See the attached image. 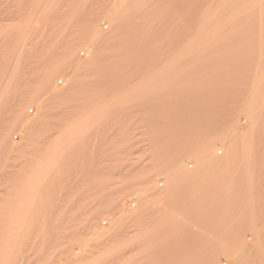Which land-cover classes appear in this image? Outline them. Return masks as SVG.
Instances as JSON below:
<instances>
[{"label":"rangeland","instance_id":"obj_1","mask_svg":"<svg viewBox=\"0 0 264 264\" xmlns=\"http://www.w3.org/2000/svg\"><path fill=\"white\" fill-rule=\"evenodd\" d=\"M251 1L167 73L221 0H0V264H264V0L221 9Z\"/></svg>","mask_w":264,"mask_h":264},{"label":"bare ground","instance_id":"obj_2","mask_svg":"<svg viewBox=\"0 0 264 264\" xmlns=\"http://www.w3.org/2000/svg\"><path fill=\"white\" fill-rule=\"evenodd\" d=\"M230 1L231 0H221V5H220V7H219V9H216L214 12H211V13H209V12H207V13H205L204 15H202V18H201V22H200V25H199V28H198V30H197V33H196V38H194L186 47H185V49H184V51L182 52V54L180 55V57H178V58H175V59H173V60H171V62H169L166 66H169V67H166L165 68V71L167 72V73H172L173 71L172 70H174V67H175V64H176V62L178 61V60H180V59H182V58H186V57H191V59L193 60V61H197L199 58H198V56L200 55V53L201 52H203L204 50H206V49H211L212 51H215V53H216V56L218 55V52H217V50L220 48V47H223L225 44H227L226 43V40L225 39H227V38H229V37H231V34L233 35L234 34V31L232 30V31H230L229 30V32H230V36H225L224 37V35H223V29L225 28V27H231L232 25L234 26L236 23H238V21H239V19H241L242 17L243 18H246L245 16H244V14H245V12H247V10H249V9H252V6H253V4H252V2L253 1H251L250 3H246L245 5L243 4V6L241 7V8H239V9H236V10H234L233 9V11H231L227 16H224L223 15V9H221V8H225V6H226V4H228V3H230ZM249 1V0H248ZM263 1V0H262ZM219 2V1H218ZM233 2V1H232ZM246 2V1H245ZM255 3V2H254ZM256 4V3H255ZM225 5V6H224ZM224 6V7H223ZM254 7V6H253ZM256 8V7H255ZM256 10V9H255ZM225 11V10H224ZM251 13L253 12L254 13V10L252 9V10H249ZM249 13L247 12L245 15H248ZM250 15V14H249ZM248 15V16H249ZM253 15V14H252ZM241 20H243V19H241ZM259 26V25H258ZM240 27V26H239ZM234 28V27H233ZM235 29V28H234ZM236 32V31H235ZM225 47H226V45H225ZM233 47V46H232ZM234 48V47H233ZM237 47L235 46V49H236ZM233 49L232 48H230V47H228V49H226L225 51H224V53H225V55H228L231 51H232ZM214 53V54H215ZM222 54V52H219V55L221 56V54ZM230 54H232V53H230ZM171 67V68H170ZM162 70V69H161ZM161 70H160V72H161ZM163 71V70H162ZM180 73V72H179ZM158 74V73H157ZM156 74L154 73V76H155ZM174 75H176V74H174ZM179 75V74H178ZM181 75V74H180ZM153 76V75H152ZM176 77V76H175ZM152 78V77H151ZM173 78H174V76H173ZM150 79V78H149ZM148 79V80H149ZM263 79V78H262ZM261 79V80H262ZM168 80H170V78L168 79ZM168 80H167V82H168ZM198 80H199V78H198ZM171 81H173V80H171ZM213 82V84H215L214 83V81H212ZM258 83H259V81H258ZM262 83V82H261ZM147 84V83H146ZM166 84V83H165ZM212 84V85H213ZM263 84V83H262ZM208 85V84H207ZM211 85V84H210ZM166 86H169V85H166ZM217 86H213V88L215 89ZM259 87V86H258ZM160 88V87H159ZM164 88V87H163ZM212 88V87H211ZM254 88V90L255 91H257V93H260L261 92V90H263V89H261V90H258L257 88H255V87H253ZM253 88H252V90H251V95H253L252 93L253 92H255L254 90H253ZM263 88V87H262ZM155 89V88H154ZM161 89H162V87H161ZM164 89H167V88H164ZM143 90H145V89H143ZM156 90V89H155ZM210 90V89H209ZM217 90V89H216ZM141 91V90H140ZM153 90H151L150 92H152ZM260 91V92H259ZM148 91H146V93H147ZM263 92V91H262ZM256 93V92H255ZM256 93V94H257ZM130 94H131V91H130ZM143 94V93H142ZM141 94V95H142ZM152 94V93H151ZM150 94V95H151ZM262 93H260L259 95H261ZM124 95V94H123ZM123 95H121L120 96V98H119V102H121L122 101V99H123ZM126 95V94H125ZM251 95L249 96L250 97V103H251V100H252V97H251ZM259 95H258V97H259ZM143 97V96H142ZM146 97V96H145ZM148 97V96H147ZM263 97V96H262ZM127 98V97H126ZM126 98H124V99H126ZM256 98V97H255ZM260 98H261V96H260ZM118 99V98H117ZM248 99V98H247ZM246 99V101H249V100H247ZM258 101H259V99H257ZM262 100H263V98H262ZM111 101H112V99H111ZM110 100L108 101V102H106V103H104V106L103 107H101V108H98V110H96V111H92V114L91 115H87L88 117L87 118H85V122H91V121H94L95 119H97L98 117H100L102 114H104L105 112L106 113H108V111L110 110V108H112L115 104H116V102L114 103V102H111ZM253 101H254V99H253ZM261 101V100H260ZM262 102V101H261ZM113 103V104H112ZM248 103V102H247ZM120 104V103H119ZM262 104V106L261 107H257V108H263V104H264V102H262L261 103ZM244 105H246V103H244ZM253 105H254V102H253ZM247 106H249L250 107V104H248ZM256 106H258V104H257V101H256ZM99 107V106H98ZM248 107V108H249ZM254 107V106H253ZM97 109V108H96ZM251 109V108H250ZM245 110V109H244ZM255 110H256V108H255ZM262 110V109H261ZM246 111V110H245ZM244 111V112H245ZM243 112V111H242ZM243 112V113H244ZM249 112H251L252 113V110L251 111H249ZM258 112V111H257ZM262 113V112H261ZM244 115V114H243ZM245 115H247V114H245ZM257 115V114H256ZM255 115V116H256ZM260 115V114H259ZM248 116H250L249 114H248ZM260 116H262V115H260ZM247 116H245V118H246ZM251 117V116H250ZM241 118H243V117H241ZM248 118V117H247ZM252 120H250L251 122L254 120L253 118H251ZM258 119V116L256 117V120ZM239 121V120H238ZM242 121H244V120H242ZM241 121V123H246V122H248L249 123V118H248V120L245 122H242ZM235 122V121H234ZM236 122H237V120H236ZM240 123V122H239ZM255 123V122H254ZM80 124V123H79ZM237 124V123H236ZM249 124H251V123H249ZM248 124V125H249ZM253 124V123H252ZM256 124V123H255ZM241 125H243V124H241ZM244 125H247V124H244ZM230 126H232L231 124H230ZM249 126H251V125H249ZM253 126H254V124H253ZM253 126H251L252 128H255V127H253ZM251 127H249V128H251ZM258 127H259V125H258ZM232 128V127H231ZM244 128H246L247 129V126H244ZM251 128V129H252ZM234 129V128H233ZM240 129L242 130L243 129V127H240ZM239 129V131H241ZM245 129V130H246ZM257 129V128H256ZM260 129V128H259ZM74 130V129H73ZM237 130V128L235 129V131H234V133H236V132H239V131H236ZM244 130V131H245ZM248 130V129H247ZM72 131V130H71ZM249 132H250V130H249ZM251 132H253V129H252V131ZM71 133V132H70ZM228 133H229V131H228ZM234 133H232V134H234ZM255 133V132H254ZM253 133V134H254ZM241 134V133H240ZM244 135H246V131H245V133H243ZM243 134H241V136H244ZM248 134V133H247ZM252 134V133H251ZM231 135V134H230ZM250 135V134H249ZM257 135V134H256ZM234 136V138H236V136L237 135H233ZM247 136V135H246ZM253 136V135H252ZM252 136H250L251 137V141H248V143L249 142H256V141H254V140H252ZM238 137V136H237ZM71 138V137H70ZM238 138H242V137H238ZM244 138H246V137H243V139H241L242 141L244 140ZM249 138V137H248ZM73 139V138H72ZM76 139V138H75ZM237 139V138H236ZM233 140V141H237V140ZM250 139V138H249ZM72 142L74 141V139L73 140H71ZM247 140L245 139V142H246ZM67 142H70V141H67ZM66 142V143H67ZM229 142H231V140L229 141ZM245 142H242V145H243V143L245 144ZM233 143V142H232ZM234 143H236V142H234ZM240 144H241V142H239ZM248 143H246V146H249L251 143H249V145H248ZM257 143V142H256ZM204 144V143H203ZM230 144V143H229ZM253 144H255V143H253ZM57 145V144H56ZM182 145V144H181ZM239 145V144H238ZM242 145H239V146H242ZM230 146V145H229ZM235 146V145H234ZM245 146V147H246ZM252 146V145H251ZM60 148L58 145L55 147V148ZM231 147V146H230ZM237 147V146H236ZM250 147V146H249ZM235 148V147H234ZM233 148V149H234ZM255 148V147H254ZM240 149H244V150H248V147L245 149V148H240ZM59 150V149H58ZM58 150H57V153H58ZM242 151V152H244V154H245V151ZM251 150H252V147H251ZM60 151V150H59ZM252 151H255V150H252ZM212 152H213V150H212ZM235 152H236V149H235ZM226 153V152H225ZM237 153V152H236ZM250 153H251V151H250ZM254 152H252V154H253ZM206 154V153H205ZM242 154V153H241ZM241 154H240V158H241ZM243 154V156L246 158V156ZM246 154H249V151H248V153H247V151H246ZM213 155H215V153L213 154ZM227 155H229V154H227ZM252 157H253V155H251ZM243 157V158H244ZM239 158V159H240ZM244 158V159H245ZM249 158H250V156H249ZM252 159V158H251ZM254 159V158H253ZM236 160V159H235ZM238 160V159H237ZM246 160H247V158H246ZM197 161V160H196ZM231 161H233V160H231ZM249 161V160H248ZM50 162H53V160H51V161H48L47 163H46V165L44 166V169L46 168V167H48L49 165L51 166V164H50ZM251 162V161H250ZM233 163V162H232ZM244 163H245V161H244ZM243 163V164H244ZM57 164V163H56ZM247 164V163H246ZM246 164H244L245 165V167H246ZM202 165H203V163H202ZM236 165V164H235ZM240 165H241V163H240ZM244 165L242 166V167H244ZM244 167V168H245ZM252 166H251V164H250V168H251ZM52 168V167H51ZM202 168V167H201ZM241 168V167H240ZM247 169H250L249 167H246ZM245 168V169H246ZM43 170V169H42ZM41 170V171H42ZM49 170H50V168H49ZM186 170V169H185ZM244 170V169H243ZM251 170V169H250ZM245 171H246V173H245ZM245 171H243L244 172V174H245V176L247 175V173H249V170H248V172H247V170H245ZM51 172H53V171H51ZM251 172H252V170H251ZM250 172V173H251ZM188 174H190V173H188ZM51 175V174H50ZM231 175V174H230ZM242 175V174H241ZM250 175V174H249ZM249 175H247V178L249 179L250 178V176ZM243 176V175H242ZM249 176V177H248ZM253 176V175H252ZM225 177V176H224ZM232 177H234V176H232ZM231 177V178H232ZM43 178V177H42ZM228 178V177H227ZM242 178V177H241ZM252 178V177H251ZM255 178V177H254ZM39 179V178H38ZM45 179V178H44ZM230 179V178H229ZM33 180V179H32ZM40 180H41V178H40ZM40 180H37V182L39 183V181ZM246 180V179H245ZM226 181H228L227 179H226ZM231 181V180H230ZM238 181V180H237ZM242 181H244V180H242ZM241 181V182H242ZM36 182V181H35ZM41 182V181H40ZM191 182V181H190ZM232 182V181H231ZM246 183V182H245ZM227 184H229V182H227ZM232 184H235V183H232ZM248 184V183H247ZM35 186H36V184H34ZM243 186V184H241L240 183V186ZM252 185H253V182H252ZM257 185V184H256ZM29 186H31V185H29ZM246 186V185H245ZM244 186V187H245ZM32 187H34V186H32ZM30 188L29 190L31 191L30 193H31V195L33 194V188ZM231 186H229V188H230ZM247 188V187H246ZM254 189V188H253ZM40 190V189H39ZM236 191V190H235ZM242 191V190H241ZM252 191H254V190H252ZM251 191V192H252ZM239 192V191H238ZM30 193H27V194H30ZM37 193H39V192H37ZM236 193V192H235ZM254 194V193H253ZM256 194V193H255ZM31 195L28 197L29 198V201H28V204L29 203H31ZM248 195H250L249 193H248ZM258 195V194H257ZM36 196H38V195H36ZM231 196V195H230ZM255 197V196H254ZM249 198V197H248ZM247 198V199H248ZM257 198V197H256ZM36 199V198H35ZM246 199V200H247ZM253 199V198H252ZM246 200H245V202H246ZM243 201V200H242ZM248 202V201H247ZM250 202V201H249ZM258 202V201H257ZM242 203V202H241ZM251 203V202H250ZM254 203H255V201H254ZM245 206V205H244ZM253 206H255V205H253ZM257 206V205H256ZM252 209V208H251ZM247 210V209H246ZM258 210H259V208H258ZM258 210H256V212H257V214H258ZM27 211V210H26ZM25 211V209H22V211H20L16 216H15V218H14V220L12 221L13 222V224H12V230L10 231V234H9V236H10V239L12 240V241H14L13 240V238L14 239H16L15 237H17L18 235H17V232L18 231H16V230H18L19 228H20V226H22L23 225V223L25 222V218H26V212ZM32 211V210H31ZM248 211V210H247ZM260 211V210H259ZM238 212V211H237ZM17 213V212H16ZM242 213V212H241ZM245 214V213H244ZM251 214V213H250ZM253 215V214H252ZM241 216V215H240ZM247 216V215H246ZM246 216H244V217H246ZM247 217H249V215L247 216ZM251 217H253V216H251ZM251 217H250V219H251ZM259 217V216H258ZM258 217H256V218H258ZM255 218V220H253L252 219V221L251 222H254V221H256L257 219ZM260 218H261V216H260ZM247 220H249V218L247 219ZM249 222V221H248ZM249 223V227H250V225L252 224V223ZM253 224H255V226H256V223L254 222ZM260 224V223H259ZM258 224V225H259ZM257 225V226H258ZM253 226V225H252ZM262 226V225H261ZM264 226V225H263ZM231 228V227H230ZM250 229V228H249ZM259 229V228H258ZM242 230V229H241ZM253 230H254V228H253ZM253 230H250V234L251 235H254L255 236V234H254V232H253ZM16 231V232H15ZM231 231V230H230ZM236 231V230H235ZM8 232V231H7ZM238 232V231H237ZM262 232V231H261ZM22 234V233H21ZM238 235V233H235V235ZM248 234V233H247ZM262 234V233H261ZM17 235V236H16ZM20 236V235H19ZM257 237V236H256ZM9 238V237H8ZM260 238V237H259ZM10 240V241H11ZM249 240H250V238H249ZM259 240V239H258ZM260 240H262V239H260ZM11 241V242H12ZM248 241V240H247ZM241 242H243V241H241ZM240 243V242H239ZM244 243H245V241H244ZM235 244V243H234ZM242 244V243H241ZM256 244V243H255ZM260 244V243H259ZM225 245V244H224ZM236 246H237V244H236ZM243 244H242V248H243ZM246 246V245H245ZM248 246V248H249V245H247ZM230 247V246H229ZM238 247V246H237ZM257 247H258V245H257ZM242 248H240V249H242ZM227 249V248H226ZM258 249H259V247H258ZM233 251V250H232ZM238 251V250H237ZM236 251V252H237ZM229 253V252H228ZM242 253V252H241ZM252 253V252H251ZM235 254V253H234ZM229 255H231V254H229ZM239 255V254H238ZM258 255V254H257ZM263 255V254H262ZM233 256V255H232ZM231 256V257H232ZM6 257V256H5ZM229 257V256H228ZM247 257V256H246ZM230 258V257H229ZM245 258V257H244ZM255 258H257V257H255ZM250 261V260H249ZM264 263V262H263ZM245 264V263H244ZM248 264V263H247Z\"/></svg>","mask_w":264,"mask_h":264}]
</instances>
